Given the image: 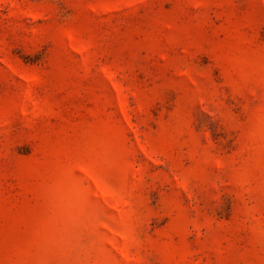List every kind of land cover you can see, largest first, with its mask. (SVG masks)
Wrapping results in <instances>:
<instances>
[{
    "label": "rangeland",
    "instance_id": "obj_1",
    "mask_svg": "<svg viewBox=\"0 0 264 264\" xmlns=\"http://www.w3.org/2000/svg\"><path fill=\"white\" fill-rule=\"evenodd\" d=\"M261 105L264 0H0V264H264Z\"/></svg>",
    "mask_w": 264,
    "mask_h": 264
},
{
    "label": "clouds",
    "instance_id": "obj_2",
    "mask_svg": "<svg viewBox=\"0 0 264 264\" xmlns=\"http://www.w3.org/2000/svg\"><path fill=\"white\" fill-rule=\"evenodd\" d=\"M260 112L264 113V105ZM259 130L264 131V115L260 117ZM46 197L51 210V220L57 226L62 240L69 239L79 224L91 215L84 181L69 167L62 170L46 188Z\"/></svg>",
    "mask_w": 264,
    "mask_h": 264
}]
</instances>
